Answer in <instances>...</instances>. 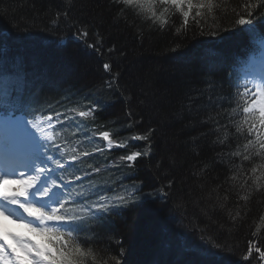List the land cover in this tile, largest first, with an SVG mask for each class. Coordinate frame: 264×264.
<instances>
[{"label": "trees", "instance_id": "1", "mask_svg": "<svg viewBox=\"0 0 264 264\" xmlns=\"http://www.w3.org/2000/svg\"><path fill=\"white\" fill-rule=\"evenodd\" d=\"M221 2L230 13L238 0ZM125 8L113 0H0V76L23 81L14 94L45 109L58 142L69 149L94 131L128 140L151 130L150 141H128L130 151L149 143L152 149L131 168L116 167L127 150H108L98 135L93 139L104 153L78 164L101 168L91 178L94 185L128 191L140 186L145 194L90 226L97 237L94 251L104 259L122 252L121 264H206L204 255L211 252L219 264H262L255 252L248 261L243 256L250 240L264 250V226L252 235L264 216V188H240L241 158L230 154L245 141H237L228 113L243 90L244 72L263 55L264 16L249 30L228 15L212 25L228 29L218 35L201 34L190 20L188 31L177 35L178 14L161 30L139 9ZM77 28L88 29V43L100 41L99 51L74 38ZM92 105L98 106L94 119L77 118L78 127L61 128L55 121L56 112ZM162 187L166 199L163 192L157 195ZM249 193L248 201L240 199Z\"/></svg>", "mask_w": 264, "mask_h": 264}, {"label": "snow or ice", "instance_id": "2", "mask_svg": "<svg viewBox=\"0 0 264 264\" xmlns=\"http://www.w3.org/2000/svg\"><path fill=\"white\" fill-rule=\"evenodd\" d=\"M113 2L127 6L123 9L124 12L132 8L139 9L141 15L152 20L161 30L169 25V19L173 15L178 14L181 23L176 28L177 35L188 31L190 20L200 27L201 34L207 31L209 35H218L228 29L212 25L228 15L236 17L235 26H247L249 30L255 26L254 22L259 17L264 16V0H238L230 13L223 2L217 3V0ZM221 9L224 11L221 12ZM62 15L67 17L70 12L65 11ZM57 22L53 21V24ZM88 35L87 28H77L74 38L83 42L86 47L99 51L98 45L102 46L100 41L97 40L96 44L88 43ZM103 68L111 73L109 63H104ZM243 80V90L237 91L235 106L228 116L235 118L230 119V123L234 124L237 141L242 137L245 142L242 148L238 146L230 155L241 158V164L237 166V175L243 177L240 188L250 189L255 186L259 191L264 188V59L260 61L258 71H245ZM22 85V80H6L0 76V151L6 155L11 153L15 164L13 174L20 177L10 179L7 172L0 171V217L11 219L26 230L14 232L5 230L0 225V264H109V261L121 264L122 252L121 256L104 259L94 251L93 244L97 237L90 226L137 203L138 200L134 199L137 193L141 198L145 194L140 186L134 191H128L123 185H94L91 178L93 174L100 173L101 168L92 164L81 168L78 164L85 163V158L92 157L94 152L103 154L105 147L108 150L120 148L127 151L120 156L115 166L124 164L131 168L138 158L148 156L152 149L149 143L144 150L130 151L128 141H150L151 130L145 134H134L128 140H114L109 131H94L78 147L69 149L66 142H58L60 137L55 132L53 117L44 115L45 109L34 105L31 97L14 94V88ZM108 86L112 87V82H108ZM97 110L96 105L87 107V110L66 109L63 113L56 112L55 121L61 128L74 123L78 127L77 118L94 119ZM29 116L32 118L29 119ZM97 135L100 141L106 142L105 147L95 142L93 138ZM88 145H94L91 151L85 150ZM255 158H259V162ZM243 162H249L251 167L244 168ZM26 172L29 173L27 178ZM237 175H233L231 179L236 180ZM167 187H172L171 181ZM160 192L164 194L162 198L168 197V192L163 187L158 190L157 195ZM249 198L250 193L240 197L244 201ZM239 217L238 212L232 219ZM262 226L264 216L260 217L259 225L252 235L256 236ZM254 252L264 264V250L252 240L248 242L247 254L243 256V260L248 261ZM204 259L206 264H219V257L215 253L206 252Z\"/></svg>", "mask_w": 264, "mask_h": 264}, {"label": "rangeland", "instance_id": "3", "mask_svg": "<svg viewBox=\"0 0 264 264\" xmlns=\"http://www.w3.org/2000/svg\"><path fill=\"white\" fill-rule=\"evenodd\" d=\"M254 70L258 71L259 69H254ZM1 157L4 158V161H7V163L5 164V168H3L2 171L7 172L10 179H19L20 178L19 175H15L16 178H12L14 175L13 170H14L15 164H14V159L11 153L6 155L2 151H0V160H3L1 159ZM28 175L29 173L26 172L25 178H27ZM9 187H15V186L9 185ZM0 225H3L5 230H11L14 232L26 231L25 229L21 228L19 224L13 223L11 219H5L4 217H0Z\"/></svg>", "mask_w": 264, "mask_h": 264}, {"label": "bare ground", "instance_id": "4", "mask_svg": "<svg viewBox=\"0 0 264 264\" xmlns=\"http://www.w3.org/2000/svg\"><path fill=\"white\" fill-rule=\"evenodd\" d=\"M1 159H3V160H0V164L3 165V166H5V164L7 163V161H4V158H2V157H1Z\"/></svg>", "mask_w": 264, "mask_h": 264}]
</instances>
